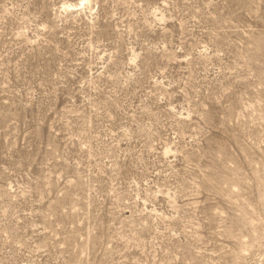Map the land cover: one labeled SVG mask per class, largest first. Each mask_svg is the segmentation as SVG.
I'll return each instance as SVG.
<instances>
[{"label":"rangeland","instance_id":"374dc122","mask_svg":"<svg viewBox=\"0 0 264 264\" xmlns=\"http://www.w3.org/2000/svg\"><path fill=\"white\" fill-rule=\"evenodd\" d=\"M0 264H264V0H0Z\"/></svg>","mask_w":264,"mask_h":264},{"label":"bare ground","instance_id":"6f19581e","mask_svg":"<svg viewBox=\"0 0 264 264\" xmlns=\"http://www.w3.org/2000/svg\"><path fill=\"white\" fill-rule=\"evenodd\" d=\"M88 3V2H87ZM67 9H74V6H68Z\"/></svg>","mask_w":264,"mask_h":264}]
</instances>
